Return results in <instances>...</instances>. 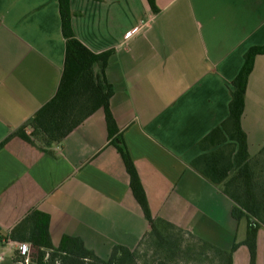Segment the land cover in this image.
Wrapping results in <instances>:
<instances>
[{
  "label": "crops",
  "instance_id": "obj_1",
  "mask_svg": "<svg viewBox=\"0 0 264 264\" xmlns=\"http://www.w3.org/2000/svg\"><path fill=\"white\" fill-rule=\"evenodd\" d=\"M154 4L155 11L147 0L69 1L76 38L94 53L111 50L104 74L117 132L109 136L99 109L41 150L10 135L57 90L65 54L58 0H0V264H22L5 237L33 209L49 216L53 246L78 237L104 260L116 245L140 248L151 227L113 144L117 135L160 231L173 227L224 251L237 243L232 264H250L247 218H235L239 205L191 162L202 153L199 140L228 115L244 53L264 43V0ZM240 123L248 155L236 166L228 145L229 176L243 165L264 206V54L248 76ZM250 217L259 223L254 264H264V224Z\"/></svg>",
  "mask_w": 264,
  "mask_h": 264
},
{
  "label": "trees",
  "instance_id": "obj_2",
  "mask_svg": "<svg viewBox=\"0 0 264 264\" xmlns=\"http://www.w3.org/2000/svg\"><path fill=\"white\" fill-rule=\"evenodd\" d=\"M69 1L58 0L61 31L65 38V54L57 90L23 127L10 135L18 136L37 145L41 150H45L52 143L61 141L71 130L99 109L104 112L109 136L117 132L109 107L113 87L104 74L111 50L94 53L76 38L71 26L72 12ZM147 1L151 9L155 11L154 0ZM259 54H264V43L251 46L244 53L242 66L231 81L228 115L199 140L198 144L202 153L191 162V165L205 178L215 184H221L223 192L239 205L233 210L234 217L238 219L240 216H245L247 218L246 233L242 243L249 249L250 264H254L255 261V238L259 226L258 222L251 220L250 215L264 224V206L263 202L255 199L249 189L248 176H246L243 165L238 167L237 172L232 176H229V171L235 166L231 160L233 148L235 150L233 160L236 166L240 165L239 163L248 155L247 137L241 128L240 121L244 108L247 79L253 68L255 57ZM25 126L31 128L29 133L25 132ZM34 137H38L41 144ZM227 141L232 143L226 144ZM113 144L121 155L125 170L129 175L131 192L151 227L150 232L155 237V244L164 247L168 243V238L158 229L151 216L145 191L122 136L117 135ZM228 145L233 147L230 151L227 150ZM260 205L262 206L261 214L258 209ZM48 227L49 216L33 209L10 229L5 238L13 242L32 243L35 252L32 253L29 264H137L138 252L130 251L122 245L114 246L105 260L86 248L78 237L65 235L57 246H53ZM201 246L206 250H211L202 251L203 254L211 252L220 264H232V252L237 243H234L229 251L213 247L205 241H202ZM169 252L174 253L166 251V254ZM166 254V259L161 264H169V260H172L173 256ZM14 258L24 264V257L17 251H15Z\"/></svg>",
  "mask_w": 264,
  "mask_h": 264
},
{
  "label": "rangeland",
  "instance_id": "obj_3",
  "mask_svg": "<svg viewBox=\"0 0 264 264\" xmlns=\"http://www.w3.org/2000/svg\"><path fill=\"white\" fill-rule=\"evenodd\" d=\"M34 139L39 142V138ZM168 238V243L165 246H157L155 244V237L151 232L145 237L139 249H137V264H161L166 259V251H173L174 253L166 254L173 256L169 260V264H220L218 259L212 255L211 252L203 254L206 250L200 244L190 240L178 230L165 227L161 231ZM35 250L32 251L34 253Z\"/></svg>",
  "mask_w": 264,
  "mask_h": 264
},
{
  "label": "built area",
  "instance_id": "obj_4",
  "mask_svg": "<svg viewBox=\"0 0 264 264\" xmlns=\"http://www.w3.org/2000/svg\"><path fill=\"white\" fill-rule=\"evenodd\" d=\"M136 28L126 32V35H131ZM15 246V250L18 252L19 255L24 257V264H29L30 258L33 251V245L31 242H13Z\"/></svg>",
  "mask_w": 264,
  "mask_h": 264
}]
</instances>
